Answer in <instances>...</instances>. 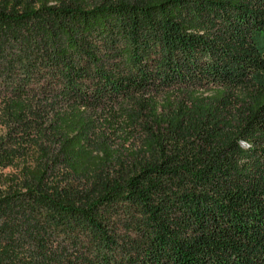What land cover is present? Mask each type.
Here are the masks:
<instances>
[{"label":"trees","instance_id":"16d2710c","mask_svg":"<svg viewBox=\"0 0 264 264\" xmlns=\"http://www.w3.org/2000/svg\"><path fill=\"white\" fill-rule=\"evenodd\" d=\"M0 126V264H264V0H0Z\"/></svg>","mask_w":264,"mask_h":264},{"label":"rangeland","instance_id":"374dc122","mask_svg":"<svg viewBox=\"0 0 264 264\" xmlns=\"http://www.w3.org/2000/svg\"><path fill=\"white\" fill-rule=\"evenodd\" d=\"M4 132H5L4 128L0 126V136L3 135ZM1 173H3L5 176H7V175L9 176V174H10V176H12L13 178H18L20 175V166H17V164H14L12 166H9V167L1 170ZM64 174H65L64 170H58L56 176L58 178H62V176Z\"/></svg>","mask_w":264,"mask_h":264}]
</instances>
